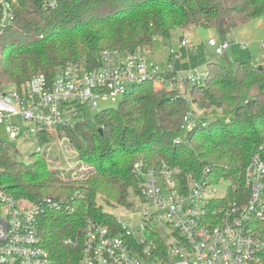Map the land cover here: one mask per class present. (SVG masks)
Listing matches in <instances>:
<instances>
[{
  "label": "trees",
  "instance_id": "1",
  "mask_svg": "<svg viewBox=\"0 0 264 264\" xmlns=\"http://www.w3.org/2000/svg\"><path fill=\"white\" fill-rule=\"evenodd\" d=\"M14 13L13 25L0 36V90L38 74L52 79L69 64L98 68L103 50L132 53L178 29H212L227 41L235 28L264 17V0H59L54 10H45L43 0H17ZM258 67L211 61L206 80L186 84L184 94L156 90L146 81L109 109L90 115L79 107L69 124L57 128L92 168L74 180L50 170L39 151L23 164L0 142V189L24 203L50 198L59 204L41 205L38 219L40 241L53 264H78L88 222L116 228L115 216L98 199L109 207H130L138 160L149 167L166 162L183 177L207 169L212 182H229L225 202H234L253 154L264 149V66ZM176 74L162 73L168 80ZM190 104L210 110V117L195 119ZM186 115L194 127L181 139ZM50 137L40 131L37 142L46 145Z\"/></svg>",
  "mask_w": 264,
  "mask_h": 264
},
{
  "label": "built area",
  "instance_id": "2",
  "mask_svg": "<svg viewBox=\"0 0 264 264\" xmlns=\"http://www.w3.org/2000/svg\"><path fill=\"white\" fill-rule=\"evenodd\" d=\"M58 1L43 0L44 9L54 10ZM16 2L0 0V36L15 21ZM250 45L239 42L242 50ZM206 46L221 57L230 43L211 38ZM257 46L264 50V41ZM180 47L196 50L187 40ZM150 56L145 48L132 53L103 50L98 68L69 64L52 79L38 74L20 87L7 86L0 91V126L10 140H16L21 135L15 120L21 118L22 138L37 140L40 131L69 124L79 107L98 112L102 102L115 106L146 81L183 93L186 84L202 83L208 76L207 71H189L186 76L180 73L165 79ZM177 57L170 49L168 62ZM261 59L258 56L254 62L261 64ZM184 122L187 132L191 131L190 115ZM179 142V138L174 141ZM132 171L134 191L148 208L134 210L141 223L132 229L116 217V228L88 222L78 264H264V149L253 154L245 169L244 190H235L236 200L230 203L225 202L228 190L217 189L222 180L212 182L207 169L200 176L183 177L180 168L166 162L149 167L138 160ZM41 203L18 201L0 189V264H53L41 244L38 219L41 205L58 208L59 204L50 198Z\"/></svg>",
  "mask_w": 264,
  "mask_h": 264
},
{
  "label": "rangeland",
  "instance_id": "3",
  "mask_svg": "<svg viewBox=\"0 0 264 264\" xmlns=\"http://www.w3.org/2000/svg\"><path fill=\"white\" fill-rule=\"evenodd\" d=\"M188 29L183 31L187 32L190 30ZM196 33L200 36V39L198 37L196 39L195 36L184 37L179 29L175 30L169 39H155L152 48H145V50L151 54L150 61L162 72L172 71L177 74L182 73L184 76H186L189 71H194L195 74L196 72L198 74L205 73L207 71L208 61L212 60L226 67L229 65L234 66L238 61L251 62L256 66H264V59L260 60L261 64L254 62V58H257L260 54L264 55V50H258L257 46V42L264 41V17L239 26L228 35V38H231V36L232 38L227 41L230 43V47L226 51V56L218 57L214 54L213 48L206 46L210 31L204 28H199ZM216 36L218 37V35ZM250 37L255 39V41H252L253 43L248 50H242L239 47V42H247V40H250ZM184 40H187L194 45L196 50L194 51L190 48L179 47L180 43ZM170 49L175 52L177 51L178 57L175 60L168 62L167 59L170 58ZM250 54L252 56H250ZM188 86L190 87L192 85L189 84ZM154 88L156 90H164L161 86L156 87L155 85ZM129 90H131V88H129ZM184 93H186V90L183 94ZM190 106L193 110L192 116L197 120L211 115L210 110L205 112L196 108L195 105L190 104ZM111 107L114 106L110 103L102 102L99 105V111ZM94 113L96 112H91L90 115H93ZM220 114L221 111H218L217 115ZM15 122L17 123V128L21 136L16 140H10L4 132V127L0 126V142H4L10 146L13 156L18 162L27 164L29 162V156L32 153L39 151L40 155L46 160L48 168L59 172L60 178L62 179L70 177L74 180L81 176H86L92 170L91 167H88L85 164V161L80 157L79 152L72 147V144L63 135L61 130H58L57 128L55 130H48L47 133L51 136V139H49L50 143L40 146L34 137H29L28 139L22 138V134L24 133V122L21 118H17ZM186 133L187 130L183 127L178 135L183 139ZM229 187L230 184L227 181H221L217 185V189L220 193L227 191ZM98 204L102 206L104 212L113 214L123 226H128L134 229L141 223L138 213H135L134 210L143 206L142 200L138 198L135 191L132 189L129 190L128 195V204L130 207L116 205L109 207L106 206L100 198L98 199ZM143 207L148 209L146 205Z\"/></svg>",
  "mask_w": 264,
  "mask_h": 264
},
{
  "label": "crops",
  "instance_id": "4",
  "mask_svg": "<svg viewBox=\"0 0 264 264\" xmlns=\"http://www.w3.org/2000/svg\"><path fill=\"white\" fill-rule=\"evenodd\" d=\"M190 29V30H189ZM188 30L189 31H187V32H184L183 30H181V34L184 36V37H186V36H195V38L197 39V37L200 39V36L199 35H197V31H198V29L199 28H196V27H192V28H189ZM208 31H210V34L208 35V39H217V40H219L218 39V37L216 36L217 34H216V32L214 31L213 32V30H209V29H207ZM174 33V32H173ZM172 33V34H173ZM172 36V35H171ZM231 38H232V36H231ZM231 38H229V40H231ZM229 40H227V41H229ZM251 40V41H250ZM250 40H247V42H250L251 44L253 43L252 41H255V39H252L251 37H250ZM179 47H180V45H179ZM152 48V47H151ZM150 48V49H151ZM152 50V49H151ZM259 50V49H258ZM176 53H178L177 51H176ZM252 54V53H251ZM251 54H250V56H251ZM259 56H262L263 58H264V55H259ZM168 58V57H167ZM166 58V59H167ZM169 59V58H168ZM167 59V60H168ZM213 61V60H212ZM208 62H211V61H208Z\"/></svg>",
  "mask_w": 264,
  "mask_h": 264
},
{
  "label": "water",
  "instance_id": "5",
  "mask_svg": "<svg viewBox=\"0 0 264 264\" xmlns=\"http://www.w3.org/2000/svg\"><path fill=\"white\" fill-rule=\"evenodd\" d=\"M258 68H259V69H263L262 66H259Z\"/></svg>",
  "mask_w": 264,
  "mask_h": 264
}]
</instances>
